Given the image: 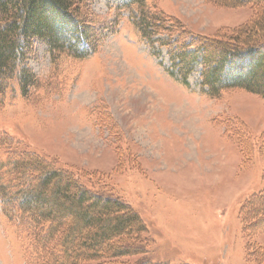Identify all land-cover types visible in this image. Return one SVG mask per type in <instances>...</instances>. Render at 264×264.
I'll use <instances>...</instances> for the list:
<instances>
[{
    "label": "rangeland",
    "instance_id": "1",
    "mask_svg": "<svg viewBox=\"0 0 264 264\" xmlns=\"http://www.w3.org/2000/svg\"><path fill=\"white\" fill-rule=\"evenodd\" d=\"M125 1L79 6L97 39L88 58L55 57L34 41L26 64L40 84L0 103V138L13 141L0 146V160L16 149L40 156L136 211L146 252L111 264H254L246 252L264 247V215L244 228L240 210L264 189V98L242 89L203 93L199 67L188 86L175 82L166 48L149 50ZM229 3L146 0V9L174 35L228 41L264 10ZM27 254L28 239L0 207V264H32Z\"/></svg>",
    "mask_w": 264,
    "mask_h": 264
},
{
    "label": "trees",
    "instance_id": "2",
    "mask_svg": "<svg viewBox=\"0 0 264 264\" xmlns=\"http://www.w3.org/2000/svg\"><path fill=\"white\" fill-rule=\"evenodd\" d=\"M229 6L264 0H226ZM86 0H0V103L6 94L23 97L40 80L26 64L35 40L43 41L51 55L85 59L96 51L92 23L85 25L77 11ZM132 21L149 50L159 56L165 47L168 75L188 86V77L199 67L203 93L242 89L264 98V10L248 27L226 40L174 35L164 19L146 9V0H126ZM135 8V9H134ZM168 31V33L165 32ZM158 34L165 35L157 38ZM0 146L12 142L0 138ZM8 152V151H7ZM0 160L1 213L28 239L32 264H111L119 257L146 252L142 233L146 227L136 211L117 197L87 187L79 174L54 167L40 156L16 149ZM30 159H26L29 158ZM264 215V189L247 197L240 210L244 228ZM247 259L264 264V247L247 248ZM33 254V255H32ZM138 264H162L142 262Z\"/></svg>",
    "mask_w": 264,
    "mask_h": 264
}]
</instances>
